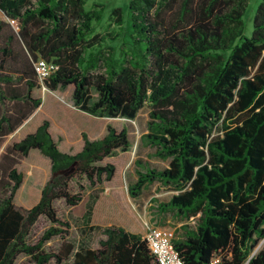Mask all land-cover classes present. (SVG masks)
Segmentation results:
<instances>
[{"label":"trees","instance_id":"1","mask_svg":"<svg viewBox=\"0 0 264 264\" xmlns=\"http://www.w3.org/2000/svg\"><path fill=\"white\" fill-rule=\"evenodd\" d=\"M84 1L0 0V264H14L18 254L33 264H157L141 237L116 225L101 228L96 248L73 250L66 241L55 252L42 248L65 233L52 201L76 204L82 185L72 191L69 182L111 179L113 164L98 162L129 147L124 128L106 125L98 138L80 132L78 151H61L46 119L6 141L40 104L32 87L69 84L71 104L93 116L132 118L148 103L142 142L167 166L135 171L127 191L134 197L158 181L176 192L157 208L196 219L171 239L183 264L213 256L217 264H264V241L251 253L264 237V0L248 33L242 16L250 0H127L126 32L115 7L118 31L103 34L92 24L99 11ZM38 57L57 65L41 82ZM33 149L48 159L49 177L35 203L16 206V165ZM39 215L50 225L29 243Z\"/></svg>","mask_w":264,"mask_h":264},{"label":"rangeland","instance_id":"2","mask_svg":"<svg viewBox=\"0 0 264 264\" xmlns=\"http://www.w3.org/2000/svg\"><path fill=\"white\" fill-rule=\"evenodd\" d=\"M127 0H85L84 9H96L99 11V19L92 21L94 32L103 34L105 32L118 31L117 24L112 20L111 9L122 8L123 32L127 28V12L125 9ZM258 0H250L242 16L246 33H248L251 18ZM171 12L164 13L165 20H169ZM71 85L63 89L48 90L39 87L37 93L40 96H49L51 107H45L42 111L52 116V133L55 139L59 128H66V139H59L62 147L69 148L70 153L82 144L80 132H84L89 139L100 137L105 126L110 125L116 130L124 128L127 132L129 147L125 151H115L112 155L104 157L99 164L111 163L114 173L111 179L102 180L93 186H89L84 178L71 180L70 187L77 188L76 183L82 185L80 200L74 205H67L60 198L52 201L56 216L64 224L61 228L65 230L62 237L54 235L42 244L44 251L55 252L61 242H69L73 250L80 248H96L98 240L102 238L101 228L108 225L122 227L125 231L142 237L146 228L156 226L170 232V238L180 235V228L192 226L196 219H188L177 216L171 211L161 212L157 208L159 202H165L176 192L167 185L158 181L146 184L138 195L131 197L127 186L135 178V171L144 167L160 169L167 166V160L153 155L154 148L142 142V135L147 131L149 119V105L147 102L136 111L132 118L125 117H98L90 115L75 108L69 99ZM78 127L77 143L72 132ZM12 136L10 141L15 140ZM139 161L136 165L135 162ZM17 170L22 173V181L13 194L12 201L16 206L29 207L36 202L43 183L49 177L48 159L33 149L19 160ZM50 225L49 221L39 215L30 227L27 242H35L42 232ZM264 237L259 239L251 253L256 252L262 245ZM68 259L66 262H69ZM14 264H33L30 257L18 254ZM47 264H57L50 259Z\"/></svg>","mask_w":264,"mask_h":264},{"label":"built area","instance_id":"3","mask_svg":"<svg viewBox=\"0 0 264 264\" xmlns=\"http://www.w3.org/2000/svg\"><path fill=\"white\" fill-rule=\"evenodd\" d=\"M33 68L41 82V80L57 68V65L52 61L38 57L33 64ZM40 86L44 87L43 85ZM141 238L144 240L146 247L153 255L157 264H183L171 244L170 232L168 230L150 226L146 228ZM218 261V256H213L207 264H217Z\"/></svg>","mask_w":264,"mask_h":264},{"label":"crops","instance_id":"4","mask_svg":"<svg viewBox=\"0 0 264 264\" xmlns=\"http://www.w3.org/2000/svg\"><path fill=\"white\" fill-rule=\"evenodd\" d=\"M3 15L1 14L0 12V19H3ZM39 87H32L31 90H30V95L32 97H38L40 98V104L39 106L35 109V111L28 117L26 118L16 129L15 131L10 134L7 138V142H11L10 141V138L12 136H15L16 139L13 140V141H16L18 139H20L22 136H24L26 133H29V132H32L35 127L43 120V119H46L48 121V131L52 137V139L55 141L57 147L61 150V151H64V152H68L67 150H70L69 148H64L62 147V144H61V141L58 140L59 139H66V128L65 126L60 129L59 128V131H58V136H56L57 139H55L53 137V133H52V121H53V118L51 115L47 114V113H43L42 111L45 109V107H51V101L49 99V96H40L38 93H37V89ZM69 99H70V95H69ZM71 102V101H70ZM75 132H72V135L75 137V140L74 142L77 143L78 139H77V134L79 132V129L78 127L74 130ZM82 144H80L79 147L76 148V151H78L80 149ZM75 151V152H76ZM30 152V151H29ZM28 152V153H29ZM70 153V152H68Z\"/></svg>","mask_w":264,"mask_h":264}]
</instances>
